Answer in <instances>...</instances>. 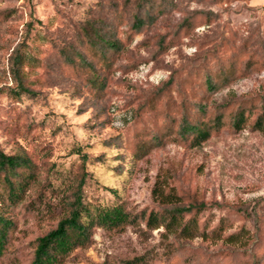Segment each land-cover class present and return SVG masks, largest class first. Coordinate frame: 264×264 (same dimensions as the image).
<instances>
[{"label":"rangeland","instance_id":"1","mask_svg":"<svg viewBox=\"0 0 264 264\" xmlns=\"http://www.w3.org/2000/svg\"><path fill=\"white\" fill-rule=\"evenodd\" d=\"M91 25L118 41L104 59ZM263 107L264 0H0V147L37 164L19 199L0 195L12 222L0 264H30L76 191L129 220L94 224L53 264H264ZM220 110L207 139L179 135L183 114ZM192 202L180 224L148 220Z\"/></svg>","mask_w":264,"mask_h":264},{"label":"trees","instance_id":"2","mask_svg":"<svg viewBox=\"0 0 264 264\" xmlns=\"http://www.w3.org/2000/svg\"><path fill=\"white\" fill-rule=\"evenodd\" d=\"M143 22L144 18L134 13V24L139 27ZM87 33V42L92 48V52H98L102 59L106 57L107 50H117L119 47L115 38L110 36L106 38V36L100 35L99 30L93 25H91L90 33L89 31ZM25 59V52L19 49L12 53L10 62L14 75L18 76L19 67L25 62ZM79 60L87 62L83 54H80ZM91 62V67L94 68V61ZM209 74H207L205 82L211 88L215 86V81L212 80ZM23 89L27 90L26 87L22 86ZM263 117L264 107L262 112L254 118L252 125L256 128H264ZM247 121L248 115L245 114V109L239 107L234 111L230 124L234 129H240ZM223 123L222 110L216 111L209 118L202 114L189 116L188 113H185L180 119L178 131L179 135L188 139L191 144H198L210 137L212 131L219 129ZM155 137L158 136L155 135ZM36 165V162L29 155L19 152L8 153L0 147V183H3L0 195L5 194L12 200L19 199L29 180L34 177ZM85 179L86 174H83L79 182L80 189ZM194 206L200 207V204L192 202L164 207L161 210L162 213L151 212L148 220L156 222L161 219L166 224H180L183 213L191 211ZM129 215V212L119 202L107 205H91L90 202L83 200L79 191H76L68 213L61 217L53 228H50L37 238L30 264H53L76 246L88 244L91 240L94 224L107 225L109 227L122 226L129 220ZM11 223V219L5 216L0 209V255L5 248ZM182 230L190 232V225L184 223ZM98 264L108 263L101 262Z\"/></svg>","mask_w":264,"mask_h":264}]
</instances>
